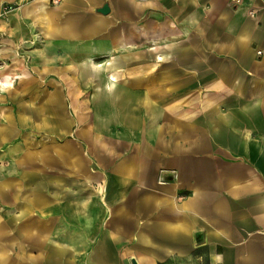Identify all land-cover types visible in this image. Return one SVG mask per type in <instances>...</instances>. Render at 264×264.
Returning <instances> with one entry per match:
<instances>
[{
  "label": "crops",
  "instance_id": "1",
  "mask_svg": "<svg viewBox=\"0 0 264 264\" xmlns=\"http://www.w3.org/2000/svg\"><path fill=\"white\" fill-rule=\"evenodd\" d=\"M23 1L15 23L39 42L0 77L19 74L13 85L31 94L70 91L31 98L28 111L55 137L87 131L96 170L75 142L52 149L65 188L102 190L76 196L74 218L88 204L101 217L89 243L52 255L41 223L31 241L42 257L1 251L0 264H264V0ZM77 85H100L105 98ZM51 182L24 201L49 202Z\"/></svg>",
  "mask_w": 264,
  "mask_h": 264
},
{
  "label": "rangeland",
  "instance_id": "2",
  "mask_svg": "<svg viewBox=\"0 0 264 264\" xmlns=\"http://www.w3.org/2000/svg\"><path fill=\"white\" fill-rule=\"evenodd\" d=\"M13 1L3 0L0 2V69H9L12 63L19 60H22V63L26 62L27 51L37 46V39H39L37 36L34 38L27 36L30 30L27 29L26 24L16 25L15 19L18 17L17 13L21 11L24 1ZM57 2L53 0L54 4ZM11 4L13 5L11 10H3L6 5ZM11 73L14 75L11 76ZM8 74L9 76L0 77V179L8 181L6 182L7 196H4L2 202L0 200V254L2 251V257L5 259L17 258L19 263L26 257H42V244L31 241V233L38 230L37 225H40L41 229V223L48 226L45 242L48 244V249H51V255L53 254L52 249H58L59 245L60 248L68 246L74 248L75 243H89L95 236L94 232L100 222L101 212L96 208L91 209V204H88L85 208L86 211L82 212L84 216L76 219L74 215L75 213L80 214L83 205L78 202L76 206L72 200H75L76 196L77 199H80L81 195L84 198L92 190L95 193H101L102 190L98 191L97 187L84 186L80 188L75 185L65 188L63 184L68 169H65L64 164L58 162L56 159L58 156L52 149L53 146L59 145L65 140L75 142L83 149V156L87 163L84 166L91 171L96 170L93 157H91V139L86 137L87 131L83 132V135L79 133L77 137L75 127H73L62 137H55L40 124L38 119L37 121L32 119V115L34 118L40 116L36 114V111H28V100L31 98L40 100L44 96L58 97L60 95L69 99L72 97L70 91H68L69 96L67 94L66 96L64 90L58 92V90L53 91L54 89L49 85H38L34 90L36 94H31L28 85H13L19 74L15 72ZM77 87L84 94L83 97L105 98L99 88L100 85H77ZM19 104L21 106H18ZM30 106L31 108L34 106L32 101H30ZM22 107L25 111H22ZM23 118L25 120H22ZM27 118L30 120H26ZM98 125L100 131H105L107 128V123L101 122ZM99 136L105 139L106 132L100 133ZM41 180L43 182L52 181V184L46 187L51 192L49 202L24 201L28 193L35 188L34 185ZM58 181L62 183L65 190L67 189V195L64 196L61 193L57 195L58 187L54 183ZM25 203L30 206L29 214L26 213L21 218L16 217L21 204L26 206ZM31 223L35 225V228H30L28 232L26 225ZM30 230L33 231L30 232ZM39 237H43L42 233ZM65 252L70 254L69 249Z\"/></svg>",
  "mask_w": 264,
  "mask_h": 264
},
{
  "label": "water",
  "instance_id": "3",
  "mask_svg": "<svg viewBox=\"0 0 264 264\" xmlns=\"http://www.w3.org/2000/svg\"><path fill=\"white\" fill-rule=\"evenodd\" d=\"M98 12H101L102 14H107L109 11V7L107 3H104L100 8L97 9Z\"/></svg>",
  "mask_w": 264,
  "mask_h": 264
},
{
  "label": "built area",
  "instance_id": "4",
  "mask_svg": "<svg viewBox=\"0 0 264 264\" xmlns=\"http://www.w3.org/2000/svg\"><path fill=\"white\" fill-rule=\"evenodd\" d=\"M58 0H54V2H57ZM235 2H238L239 0H234ZM12 7H13V5L11 4V5H6L4 8H3V10L4 11H9V10H11L12 9Z\"/></svg>",
  "mask_w": 264,
  "mask_h": 264
}]
</instances>
